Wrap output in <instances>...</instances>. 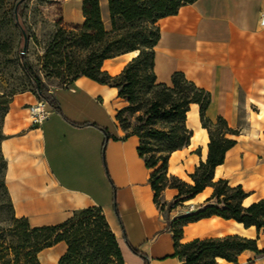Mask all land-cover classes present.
I'll return each mask as SVG.
<instances>
[{"label": "crops", "instance_id": "crops-1", "mask_svg": "<svg viewBox=\"0 0 264 264\" xmlns=\"http://www.w3.org/2000/svg\"><path fill=\"white\" fill-rule=\"evenodd\" d=\"M82 1L61 0L63 25L83 24ZM99 6L104 23L107 0H99ZM262 14L264 0H195L157 21L153 49L155 82L170 85L173 74L182 73L209 94L205 117L212 122L222 118L235 132L225 135L234 145L214 168L213 181L240 186L247 195L241 202L244 208L264 198ZM131 59V53L106 59L101 70L116 76ZM117 93L114 87L79 77L49 91L54 103L46 104L48 116L39 127L31 126L27 112L37 98L25 93L12 97L2 121L0 152L13 214L32 227H44L61 224L74 211L99 208L119 242L124 264H181L174 256L171 222L185 206L204 205L213 189L205 187L171 211H161L149 183L153 169H147L137 153L139 138L125 135L115 120L127 104ZM185 127L191 132L189 145L170 154L167 176L193 185L189 175L206 162L209 143L196 104L186 113ZM177 194V189L167 187L161 202L171 203ZM116 212L127 242L145 255L147 263L125 246ZM228 235L256 240L262 252L244 251L236 264H264V228H244L231 219L210 216L187 223L180 243ZM66 250L59 242L42 250L38 259L41 264H59Z\"/></svg>", "mask_w": 264, "mask_h": 264}, {"label": "trees", "instance_id": "trees-1", "mask_svg": "<svg viewBox=\"0 0 264 264\" xmlns=\"http://www.w3.org/2000/svg\"><path fill=\"white\" fill-rule=\"evenodd\" d=\"M194 1L107 0L110 26V30L107 31L101 17L99 0H83L84 22L80 26L73 27L77 34H73L69 39V47L77 48L83 56L77 57L73 60L72 65L69 62L65 67L73 76L70 83L84 76L98 84L116 88L118 97L129 104V107L125 109H130L137 98L136 86L139 83V73L151 72L149 83L153 87L166 90L167 94L162 100L168 104V107H163V102L156 93V98L149 103L144 113L146 116L145 125H150L154 118L168 119V122L171 123L175 120L180 121L179 126L171 127L168 131L150 128L142 134H128L139 138L138 156L144 161L147 169H153L149 183L154 192L155 204L161 211L165 208L169 212L178 204L192 199L205 187L213 189L211 198L204 205L195 207L189 213L180 214L171 222L174 256L179 259L181 264H216L217 259L236 264L238 256L244 251H251L255 254L262 253L257 249L256 240L238 235H228L180 243L183 226L210 216L234 220L242 224L244 228L254 226L257 231L264 228V198L244 208L241 202L247 195L240 186L230 187L225 180L213 181L214 168L223 162L225 152L234 145L233 141L225 138V135L235 132L227 127L222 118H217L215 122H212L205 117L209 94L187 81L180 72L173 74L170 85L155 82L153 49L158 40L156 23L161 18L176 15L181 6L192 4ZM17 2L19 3L16 6ZM26 2L27 0H16L17 18L14 16V9L11 14V21L19 30V39L22 42L21 30L25 31L28 38L27 29L22 22V9ZM133 28L138 30L132 32ZM151 29H154L156 33L153 41H150L153 34L146 36L144 33ZM125 39H128L129 42L125 48H122L121 44L125 43ZM135 40L141 41L140 47H135ZM66 41L68 40H64L61 36L55 48H59ZM124 53H136V55L118 75L110 76L101 70L104 60ZM18 60L21 63L22 71L37 88L38 98L53 105L54 100L46 96V87L32 73L26 57L19 54ZM15 91L14 88H11L5 96L9 100H6L7 105ZM172 94H175L177 98L171 99ZM192 104L199 107L200 123L207 131L209 143L206 162L200 163L189 175L193 182V185H189L174 176H167V162L172 152L189 145L191 132L186 129L185 120L186 113ZM122 110L119 111L122 112ZM114 138L116 139V137ZM150 139L166 143L164 150L155 151L149 142ZM167 187L177 189L178 194L171 203L164 204L161 202V193ZM5 191L7 193L6 187ZM7 196L12 209L8 193ZM116 215L119 219L117 212ZM119 223L123 230L120 219ZM14 225L12 232H17L19 229L21 231V246L18 248L13 246L10 250L0 246V261H5L3 264H41L38 254L59 242H64L67 246L66 253L59 260V264H94L97 260H101L105 264H124L119 242L111 232L99 208L92 207L74 211L66 221L55 226L32 227L25 218H15ZM123 241L132 254L147 263L145 255L140 254L129 245L124 230ZM83 242L88 244L90 250L88 255L81 254L80 245ZM8 256L12 258L8 259ZM6 258L7 260H4Z\"/></svg>", "mask_w": 264, "mask_h": 264}, {"label": "rangeland", "instance_id": "rangeland-1", "mask_svg": "<svg viewBox=\"0 0 264 264\" xmlns=\"http://www.w3.org/2000/svg\"><path fill=\"white\" fill-rule=\"evenodd\" d=\"M16 0L0 1V142L3 137L2 121L4 112L8 105L5 96L11 90L15 91L14 95L27 94L33 95L37 100H41L37 95V88L30 81L21 69V63L18 55L22 49L23 42L19 39V30L11 21V14L15 6ZM108 12V10H107ZM102 20L106 19L102 14ZM61 15V0H27L22 9V22L28 33V43L24 56L32 73L39 78L46 87V96L49 91L57 87H63L70 83L73 77L67 70V65L77 57L83 54L77 48L70 46L69 39L73 34H77L73 27L63 25ZM105 29L110 30L108 20H104ZM135 32L136 28H133ZM146 36L153 34L150 41L155 37L154 29L144 32ZM61 36L64 42L59 48L55 46L59 43ZM122 48H125L129 42L125 39ZM135 47H140L141 41L135 40ZM63 62L64 64H61ZM66 66V67H65ZM139 83L136 86L137 98L130 109L126 104L122 112L118 111L115 120L125 135L138 133L142 134L148 129L168 131L171 127L179 126L180 121L168 122V119L154 118L150 125H145V111L149 103L156 98V93L160 96V100L167 94L166 90L159 87H153L150 82L151 72H140ZM13 95V96H14ZM12 96V97H13ZM12 97L10 99H12ZM177 98L172 94L171 99ZM163 107L167 108L168 104L162 100ZM32 101L31 104H34ZM125 109V110H124ZM28 112V111H27ZM191 120V116H190ZM30 121V120H29ZM195 138L200 139L199 134H195ZM150 144L155 151L164 150L166 143L163 141H155L150 139ZM5 163L0 152V246L3 249L10 250L21 246V231L12 232L14 225V215L11 209L9 199L4 187ZM186 207V206H185ZM184 207V208H185ZM81 254H89L90 250L87 242L80 245ZM12 258L11 256L7 257ZM4 259V260H7ZM5 261H0L3 264ZM66 264V263H65ZM71 264V263H69ZM94 264H105L101 260H97Z\"/></svg>", "mask_w": 264, "mask_h": 264}, {"label": "built area", "instance_id": "built-area-1", "mask_svg": "<svg viewBox=\"0 0 264 264\" xmlns=\"http://www.w3.org/2000/svg\"><path fill=\"white\" fill-rule=\"evenodd\" d=\"M259 26L264 29V14L260 16ZM46 104L45 100H36L34 104L27 106L31 126L39 127L47 118L48 112L46 110ZM194 208V205H188L182 210V213H189L190 211H193Z\"/></svg>", "mask_w": 264, "mask_h": 264}, {"label": "water", "instance_id": "water-1", "mask_svg": "<svg viewBox=\"0 0 264 264\" xmlns=\"http://www.w3.org/2000/svg\"><path fill=\"white\" fill-rule=\"evenodd\" d=\"M19 2H17L16 6L18 5ZM16 6L14 8V16H15V18H17ZM21 34H22V37H23V44H22V49H21L20 54L24 55L25 52H26V48H27L28 38H27V35H26L25 31L21 30Z\"/></svg>", "mask_w": 264, "mask_h": 264}, {"label": "bare ground", "instance_id": "bare-ground-1", "mask_svg": "<svg viewBox=\"0 0 264 264\" xmlns=\"http://www.w3.org/2000/svg\"><path fill=\"white\" fill-rule=\"evenodd\" d=\"M135 55H136V53H131L132 58H133ZM109 70H110L111 72H114V70L111 69V68H109ZM217 261H218L219 263L222 262V264L225 263L224 260H221V259H218Z\"/></svg>", "mask_w": 264, "mask_h": 264}]
</instances>
